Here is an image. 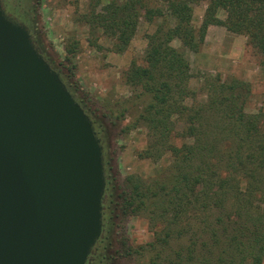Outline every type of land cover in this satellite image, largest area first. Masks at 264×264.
I'll return each instance as SVG.
<instances>
[{
  "label": "trees",
  "instance_id": "1",
  "mask_svg": "<svg viewBox=\"0 0 264 264\" xmlns=\"http://www.w3.org/2000/svg\"><path fill=\"white\" fill-rule=\"evenodd\" d=\"M152 1L112 0L101 12L93 6L85 22L106 28L115 38L114 51L121 53L142 11L150 21L163 16L152 10ZM164 1L169 11L164 15L173 23L166 17L147 36L143 63L132 61L124 72L131 96L109 109V115L120 116L138 106L134 121L148 129L150 138L143 157L172 156V163L148 181L127 177L125 208L147 212L152 224L146 264H264V112H245L247 83L220 77L211 82L205 102L187 106L189 63L171 46L177 38L197 51L207 27L217 24L246 35L247 45L264 55V0ZM202 2L206 7L196 27L193 6ZM220 10L223 19L217 16ZM62 77L99 134L98 117L69 75Z\"/></svg>",
  "mask_w": 264,
  "mask_h": 264
},
{
  "label": "water",
  "instance_id": "2",
  "mask_svg": "<svg viewBox=\"0 0 264 264\" xmlns=\"http://www.w3.org/2000/svg\"><path fill=\"white\" fill-rule=\"evenodd\" d=\"M105 186L93 119L0 0V264H86Z\"/></svg>",
  "mask_w": 264,
  "mask_h": 264
},
{
  "label": "rangeland",
  "instance_id": "3",
  "mask_svg": "<svg viewBox=\"0 0 264 264\" xmlns=\"http://www.w3.org/2000/svg\"><path fill=\"white\" fill-rule=\"evenodd\" d=\"M4 1L7 12L30 26L45 58L61 76L69 75L86 107L98 117L101 129L98 136L106 148L107 164L114 179L116 206L106 238L96 249L94 264H146L151 254L148 244L154 238L152 224L147 212L125 208L127 177L148 181L172 163V156L165 152L160 158L157 154L143 157L150 138L148 129L134 121L138 106L120 116L109 115V109L131 96L132 88L125 84L124 72L132 61L143 63L147 36L168 17L164 15L169 12L166 1H152V10L163 11V16L155 15L154 21L142 11L130 43L121 53L114 51L115 38L106 28L90 25L84 17L93 6L96 12H101L112 0ZM205 7L204 2L193 6L192 20L196 27L201 23ZM217 16L223 19L225 12L220 10ZM167 19L170 24L174 21L170 16ZM208 27L197 51L185 48L177 38L171 41V46L183 52L189 63L190 93L184 103L192 106L205 102L211 82L220 77V81L247 83L245 112H264V55L247 45L246 35L229 32L224 26L209 32ZM71 44L76 47L69 52ZM174 142L181 144V140Z\"/></svg>",
  "mask_w": 264,
  "mask_h": 264
},
{
  "label": "flooded vegetation",
  "instance_id": "4",
  "mask_svg": "<svg viewBox=\"0 0 264 264\" xmlns=\"http://www.w3.org/2000/svg\"><path fill=\"white\" fill-rule=\"evenodd\" d=\"M3 6L6 10V5H5V1L2 0ZM12 18H14L16 21H19L23 24H25L27 26V28L29 29L33 41L35 42V45L39 48V50L42 52V50L40 49L37 40L35 39L34 33L32 31V29L30 28V26L21 20H18L17 18L13 17L9 12H7ZM102 143V142H101ZM103 145V160H104V172H105V178H106V186H105V192H104V196H103V200H102V221H103V228H102V233L100 238L97 240L90 256L89 259L87 261L86 264H94L95 263V259H96V249L98 247V245L105 240L107 232L109 231V219L111 215H115L114 214V209L113 207L116 206L115 200H114V182H113V177H112V173L110 171V167L108 166V161L106 160V148Z\"/></svg>",
  "mask_w": 264,
  "mask_h": 264
},
{
  "label": "crops",
  "instance_id": "5",
  "mask_svg": "<svg viewBox=\"0 0 264 264\" xmlns=\"http://www.w3.org/2000/svg\"><path fill=\"white\" fill-rule=\"evenodd\" d=\"M223 27L222 26H218V25H210L209 27H208V31L210 32V31H212V30H210V29H222ZM208 36L205 38V40L207 41L208 40ZM225 39H222V42L224 41Z\"/></svg>",
  "mask_w": 264,
  "mask_h": 264
}]
</instances>
